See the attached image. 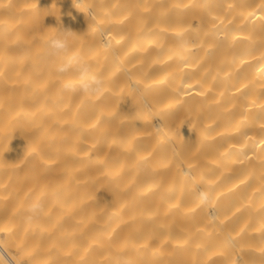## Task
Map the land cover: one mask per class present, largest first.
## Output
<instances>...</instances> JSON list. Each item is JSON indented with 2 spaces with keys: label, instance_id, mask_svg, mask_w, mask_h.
<instances>
[{
  "label": "bare ground",
  "instance_id": "6f19581e",
  "mask_svg": "<svg viewBox=\"0 0 264 264\" xmlns=\"http://www.w3.org/2000/svg\"><path fill=\"white\" fill-rule=\"evenodd\" d=\"M0 264H264V0H0Z\"/></svg>",
  "mask_w": 264,
  "mask_h": 264
},
{
  "label": "clouds",
  "instance_id": "9594fccd",
  "mask_svg": "<svg viewBox=\"0 0 264 264\" xmlns=\"http://www.w3.org/2000/svg\"><path fill=\"white\" fill-rule=\"evenodd\" d=\"M71 34L70 30L57 29L56 35L47 42L46 54L59 61L55 64L57 74L77 81L74 84H67L66 91L73 95L92 97L101 95L105 88V80L93 70L92 65L82 55L73 54ZM184 174L187 176L190 173L186 171ZM195 195L203 203H207L211 198L210 192L205 189H198ZM43 211V201L33 200L24 210V219L28 222L37 220Z\"/></svg>",
  "mask_w": 264,
  "mask_h": 264
}]
</instances>
